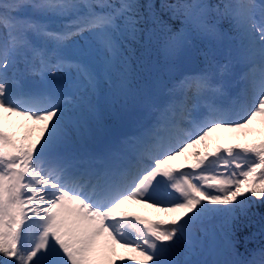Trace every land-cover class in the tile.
<instances>
[{"label":"snow or ice","instance_id":"obj_1","mask_svg":"<svg viewBox=\"0 0 264 264\" xmlns=\"http://www.w3.org/2000/svg\"><path fill=\"white\" fill-rule=\"evenodd\" d=\"M0 109V264H264V140L167 166L264 117V0H0Z\"/></svg>","mask_w":264,"mask_h":264},{"label":"rangeland","instance_id":"obj_2","mask_svg":"<svg viewBox=\"0 0 264 264\" xmlns=\"http://www.w3.org/2000/svg\"><path fill=\"white\" fill-rule=\"evenodd\" d=\"M257 2L259 3L261 0H257ZM0 114H2L0 125H3L8 131L17 136L24 134L26 131H30L33 141L40 136V129L42 127L41 122L9 115L3 113L2 109H0ZM261 140H264V117L258 116L242 129H230L226 127L214 129L204 140H197L196 143H190L183 153L168 159L167 166L175 169L186 164L191 165L198 158L196 153L203 156L206 153L215 152L217 148L223 149L236 144H251ZM123 205V211L124 208L127 211L132 210L149 221H169L181 215L179 211H169L166 210L164 206L154 207L151 202L144 203L130 200L125 201ZM124 251H130L131 255L124 257ZM121 257L127 260L129 264H136V261L129 260V258L137 257V259H139L138 253L117 245L115 255L112 258L116 261V264H123V261L120 259Z\"/></svg>","mask_w":264,"mask_h":264},{"label":"bare ground","instance_id":"obj_3","mask_svg":"<svg viewBox=\"0 0 264 264\" xmlns=\"http://www.w3.org/2000/svg\"><path fill=\"white\" fill-rule=\"evenodd\" d=\"M120 211V210H119ZM131 254H130V251H124L123 252V256L124 257H127V256H130Z\"/></svg>","mask_w":264,"mask_h":264},{"label":"trees","instance_id":"obj_4","mask_svg":"<svg viewBox=\"0 0 264 264\" xmlns=\"http://www.w3.org/2000/svg\"><path fill=\"white\" fill-rule=\"evenodd\" d=\"M255 210H257V211H264V209H261V208H259V207H257ZM250 247L251 246H253V245H249Z\"/></svg>","mask_w":264,"mask_h":264}]
</instances>
